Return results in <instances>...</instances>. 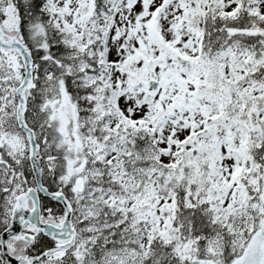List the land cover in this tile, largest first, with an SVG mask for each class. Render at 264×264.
Returning a JSON list of instances; mask_svg holds the SVG:
<instances>
[{
	"label": "snow or ice",
	"instance_id": "6c2138e0",
	"mask_svg": "<svg viewBox=\"0 0 264 264\" xmlns=\"http://www.w3.org/2000/svg\"><path fill=\"white\" fill-rule=\"evenodd\" d=\"M0 264H264V0H0Z\"/></svg>",
	"mask_w": 264,
	"mask_h": 264
}]
</instances>
